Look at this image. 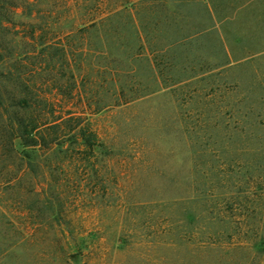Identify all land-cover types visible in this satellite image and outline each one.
I'll return each instance as SVG.
<instances>
[{"label":"rangeland","instance_id":"obj_1","mask_svg":"<svg viewBox=\"0 0 264 264\" xmlns=\"http://www.w3.org/2000/svg\"><path fill=\"white\" fill-rule=\"evenodd\" d=\"M140 1L0 0V60L21 59L57 117L81 119L100 145L86 149L77 128L32 168L0 146V264H262L264 0L144 6L155 43L187 39L161 60L168 86L107 106V52L130 29L81 30ZM206 6L220 20L213 30ZM176 11L182 19L169 21ZM140 68L134 77L120 66L125 93L155 87Z\"/></svg>","mask_w":264,"mask_h":264},{"label":"trees","instance_id":"obj_2","mask_svg":"<svg viewBox=\"0 0 264 264\" xmlns=\"http://www.w3.org/2000/svg\"><path fill=\"white\" fill-rule=\"evenodd\" d=\"M160 4L159 0H141L138 3L140 9L135 12L124 7L120 10L115 9L97 13L92 15L87 21L89 25L81 30L96 29L114 21L125 23V26L130 29L131 39L115 49L109 48L107 52L109 63L106 66V74L108 75V82L111 85L112 92V101H109L107 106L127 104L168 86V83L164 81L165 77L163 76L161 60L166 57L173 45H179L187 38L171 39L168 37L169 40L171 39L170 41L168 40L169 44H167V41L164 44L155 43L157 38L155 39L151 35V29L148 27L153 22L148 25L144 23L145 20L141 16V11L144 6L153 8L164 7V3ZM182 17L176 11L175 15H171L168 20L178 22ZM203 18L205 25L207 24V27L211 30L215 29L217 24L220 23L215 12L207 6L203 12ZM209 28L203 27L197 30L189 38L196 35L199 36ZM123 64L134 65L135 69L132 70V76L134 77L140 76V67H144L151 74L155 87L150 90L145 87L146 85L143 81L138 80V84L145 88L134 92L130 90V93H125L124 88L121 87V79L129 77V73L126 76L124 75V71L120 69ZM21 66H24L21 59H15L14 61L0 60V146H3L5 151L15 159L14 164L18 160L20 168L23 167L24 162L28 167H34L31 161L33 156H37L41 151H53L55 146L62 145L65 142L62 140H66L68 136L69 138L76 137V133L73 132L77 128H80L77 135L80 136L81 142L86 149L93 152L99 147L97 136L89 127L81 125V119H78L79 121L72 126L70 122L73 117H69L65 121H61L62 119L57 117L54 97L34 90ZM69 96H72V93ZM18 140L23 147L21 153H18L15 148V142ZM258 240L262 244L264 243L263 238ZM252 246L256 247V244L253 243ZM2 255L3 252H0V256Z\"/></svg>","mask_w":264,"mask_h":264},{"label":"crops","instance_id":"obj_3","mask_svg":"<svg viewBox=\"0 0 264 264\" xmlns=\"http://www.w3.org/2000/svg\"><path fill=\"white\" fill-rule=\"evenodd\" d=\"M262 264H264V260H263Z\"/></svg>","mask_w":264,"mask_h":264}]
</instances>
